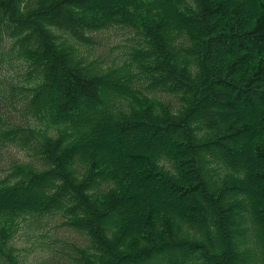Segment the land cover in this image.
<instances>
[{"label": "trees", "instance_id": "trees-1", "mask_svg": "<svg viewBox=\"0 0 264 264\" xmlns=\"http://www.w3.org/2000/svg\"><path fill=\"white\" fill-rule=\"evenodd\" d=\"M113 27L133 44L103 69L81 48ZM0 94V148L36 153L0 179L11 264L55 214L65 263L264 264V0H0Z\"/></svg>", "mask_w": 264, "mask_h": 264}, {"label": "rangeland", "instance_id": "rangeland-1", "mask_svg": "<svg viewBox=\"0 0 264 264\" xmlns=\"http://www.w3.org/2000/svg\"><path fill=\"white\" fill-rule=\"evenodd\" d=\"M133 33L132 30L121 27H113L94 33L91 37L95 43L89 48L82 47L81 52L88 60L97 59L101 61L103 69L111 65L120 66L126 59L130 46L133 44ZM5 67H8L7 78L13 80L18 93L11 100L14 105L18 104L16 106L19 108L17 109L18 112H15V108H10V112L18 115L25 114V107L23 112L22 103L26 102L28 93L22 87L27 88L29 85L25 82L24 68H16L14 65L12 67L5 65ZM50 95L53 96L54 93L51 92ZM159 98L172 105L175 104L173 98L167 96H159ZM3 102L7 103L6 100ZM93 114L95 117V113ZM92 116L88 114V120H92L94 118ZM27 121L29 124L33 123L31 118ZM35 154L34 150L22 146H7L1 149L0 179L10 172L13 162L35 161ZM50 216L37 219L27 217L26 220L18 221L17 230L10 241V246H12L15 258L19 264H66L67 262L65 263L62 258H65L66 254L74 253V247L81 246V237L67 230L62 225V218L59 214ZM57 253L60 258L50 257V255ZM176 255L179 256L178 254ZM175 257L173 254L172 258ZM12 261V258L8 256L7 258L0 256V264H11ZM67 264H70V262L68 261Z\"/></svg>", "mask_w": 264, "mask_h": 264}]
</instances>
